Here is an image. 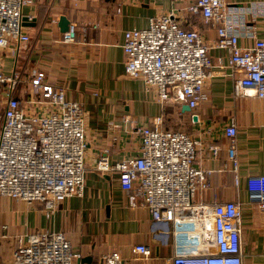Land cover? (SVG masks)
I'll return each mask as SVG.
<instances>
[{
    "label": "crops",
    "instance_id": "0c3cea01",
    "mask_svg": "<svg viewBox=\"0 0 264 264\" xmlns=\"http://www.w3.org/2000/svg\"><path fill=\"white\" fill-rule=\"evenodd\" d=\"M257 3L264 6V0H226L229 6ZM182 10L192 19L182 17ZM166 11H174L184 28L199 29L211 45L212 67L205 82L208 100L194 109L184 110V102H159L141 79L124 73V32L145 28L150 18ZM60 16L75 25L73 42L62 40ZM23 17L29 41L18 49L11 42L5 49L4 72L10 73L14 65L22 72L19 98L28 94L32 71L41 70L47 82L64 89L66 100L81 104L84 188L81 196L66 198L49 216L40 204L0 197V264H12L20 238L46 230L66 236L80 254L74 264H92L113 251L120 254L122 264H169L175 242L171 223L153 220L143 206L130 207L118 173L96 167L104 153L110 163L138 156L137 129L152 126L158 116L163 129L184 131L198 142L194 165L208 172V186L195 192L194 203L209 209L216 203L237 202L242 264H264V210L249 200L247 191V178L264 174V99L234 96V82L242 74L229 66L228 49L215 45V25L171 0H30L22 7ZM246 23L254 28L255 39L264 40V7ZM253 43L247 35L238 38L239 46ZM230 122L237 128L235 166L228 158L229 140L224 134ZM212 146L218 148L216 156ZM207 226L211 229L209 222ZM136 245L148 246L149 256L134 255ZM216 251L215 245L207 250Z\"/></svg>",
    "mask_w": 264,
    "mask_h": 264
},
{
    "label": "built area",
    "instance_id": "2783aa9c",
    "mask_svg": "<svg viewBox=\"0 0 264 264\" xmlns=\"http://www.w3.org/2000/svg\"><path fill=\"white\" fill-rule=\"evenodd\" d=\"M216 27L218 47L229 51V66L242 74L234 82L235 97L264 99V40L255 39L246 18L258 17L263 4L229 6L226 0H171ZM30 0H0V197L40 204L47 216L71 196H81L85 177V121L82 106L68 101L63 88H55L41 70H33L26 98L16 92L22 72H4L5 49H17L29 41L22 25V7ZM254 38L251 47L238 45V38ZM76 27L69 24L62 34L73 42ZM124 73L141 79L153 89L159 102H184L194 109L208 100L206 79L212 67L209 49L199 29H186L174 11L150 18L145 28H132L123 35ZM162 117L152 126L137 129L139 155L110 163L98 157L100 172L118 173L130 207L147 208L153 220L169 222L175 237L169 264H242L239 204L216 203L209 209L194 203L198 189L208 186V172L194 165L196 142L184 131L161 127ZM229 140L227 155L235 166L237 128H224ZM214 156L218 148L211 147ZM236 184L238 180H235ZM249 200L264 210V174L247 178ZM211 224V229L207 223ZM210 245L217 251L208 253ZM134 255L149 256L146 245L132 247ZM12 264H74L80 254L61 232L40 231L18 240ZM92 264H122L116 251Z\"/></svg>",
    "mask_w": 264,
    "mask_h": 264
},
{
    "label": "water",
    "instance_id": "95a60500",
    "mask_svg": "<svg viewBox=\"0 0 264 264\" xmlns=\"http://www.w3.org/2000/svg\"><path fill=\"white\" fill-rule=\"evenodd\" d=\"M26 18H22V21H25ZM70 22L66 19V17L64 16H60L59 20H58V27L61 33H64L68 30ZM184 110H189L190 108L188 107V105H185L183 107Z\"/></svg>",
    "mask_w": 264,
    "mask_h": 264
},
{
    "label": "rangeland",
    "instance_id": "374dc122",
    "mask_svg": "<svg viewBox=\"0 0 264 264\" xmlns=\"http://www.w3.org/2000/svg\"><path fill=\"white\" fill-rule=\"evenodd\" d=\"M182 6H183V3H182ZM182 17H184L185 19H190L191 18L190 15L188 13H186V11H184V10H182ZM4 66H6V64Z\"/></svg>",
    "mask_w": 264,
    "mask_h": 264
}]
</instances>
